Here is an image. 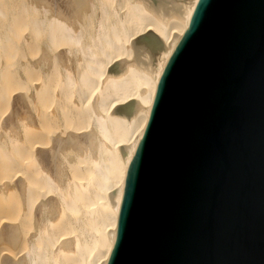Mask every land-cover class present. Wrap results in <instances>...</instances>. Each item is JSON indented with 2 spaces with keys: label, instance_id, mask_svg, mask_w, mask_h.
<instances>
[{
  "label": "bare ground",
  "instance_id": "6f19581e",
  "mask_svg": "<svg viewBox=\"0 0 264 264\" xmlns=\"http://www.w3.org/2000/svg\"><path fill=\"white\" fill-rule=\"evenodd\" d=\"M199 0H0V264H107L132 152Z\"/></svg>",
  "mask_w": 264,
  "mask_h": 264
},
{
  "label": "water",
  "instance_id": "95a60500",
  "mask_svg": "<svg viewBox=\"0 0 264 264\" xmlns=\"http://www.w3.org/2000/svg\"><path fill=\"white\" fill-rule=\"evenodd\" d=\"M107 264H264V0H199L162 70Z\"/></svg>",
  "mask_w": 264,
  "mask_h": 264
}]
</instances>
